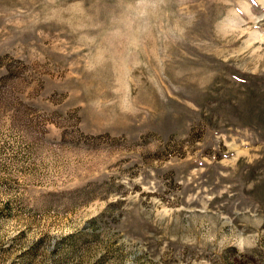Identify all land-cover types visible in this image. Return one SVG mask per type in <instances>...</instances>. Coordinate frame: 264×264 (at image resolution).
<instances>
[{"label":"rangeland","instance_id":"374dc122","mask_svg":"<svg viewBox=\"0 0 264 264\" xmlns=\"http://www.w3.org/2000/svg\"><path fill=\"white\" fill-rule=\"evenodd\" d=\"M0 264H264V0H0Z\"/></svg>","mask_w":264,"mask_h":264}]
</instances>
